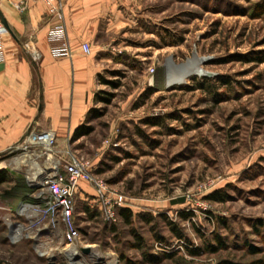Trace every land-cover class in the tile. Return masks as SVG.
Instances as JSON below:
<instances>
[{"label":"rangeland","instance_id":"1","mask_svg":"<svg viewBox=\"0 0 264 264\" xmlns=\"http://www.w3.org/2000/svg\"><path fill=\"white\" fill-rule=\"evenodd\" d=\"M143 6L147 22L110 52L102 75L119 86H99L112 96L94 103L98 116L82 124L90 132L56 139L51 151L22 138L0 153V264H123L120 254L132 264H264V0ZM169 77L179 82L168 87ZM70 154L124 196L131 224L118 208L104 221L85 182L87 194L73 199L75 244L60 222L46 225L45 174L62 171ZM214 192L224 201L207 198Z\"/></svg>","mask_w":264,"mask_h":264},{"label":"crops","instance_id":"2","mask_svg":"<svg viewBox=\"0 0 264 264\" xmlns=\"http://www.w3.org/2000/svg\"><path fill=\"white\" fill-rule=\"evenodd\" d=\"M58 1L60 16L42 2L0 0V153L35 129L68 142L94 107L98 75L108 70L110 52L121 47L119 39L127 31L147 22L144 0ZM59 23L68 57H54L47 44L50 29ZM28 41L40 54L36 61L24 46ZM85 184H79L80 195L87 194Z\"/></svg>","mask_w":264,"mask_h":264},{"label":"built area","instance_id":"3","mask_svg":"<svg viewBox=\"0 0 264 264\" xmlns=\"http://www.w3.org/2000/svg\"><path fill=\"white\" fill-rule=\"evenodd\" d=\"M32 2H42L47 5L50 13L60 16L58 0H24ZM0 23V33L3 31ZM47 44L51 54L56 58L70 56L69 44L65 32L64 25L59 23L52 27L48 33ZM27 50H30L31 57L34 61L38 60L40 54L32 48L31 42L24 44ZM82 49L85 53L90 52L88 44L84 43ZM1 44H0V60H1ZM56 137L49 130H32L24 137L23 141L27 144L41 146L46 151H51ZM81 182H86L95 190V198L97 199L99 210L103 211L106 222L114 221L115 209L122 207L124 196L112 193L107 185L100 179L95 178L93 173V165L91 161L85 160L76 154H70L64 161L62 171L54 168L47 172L43 181L44 194L40 209L43 217L47 218V226H55L59 222L63 225L65 232L64 238L66 245L72 246L79 237V231L74 226L71 219L73 208V199ZM21 232L12 233L11 238L17 240L21 237Z\"/></svg>","mask_w":264,"mask_h":264},{"label":"trees","instance_id":"4","mask_svg":"<svg viewBox=\"0 0 264 264\" xmlns=\"http://www.w3.org/2000/svg\"><path fill=\"white\" fill-rule=\"evenodd\" d=\"M109 74H111V73H109ZM98 82H99V84H102V85H108V86H110V87H112V88H116V87H118L119 86V83H118V81H110V80H107V79H105V77L103 76V75H98ZM111 94H109V93H105V92H102V91H97L96 93H95V100H96V102H104V103H108L109 101H110V99H111ZM93 113L92 115L93 116H98V114H97V112L96 111H94V109H91L90 111H89V113ZM89 116V115H88ZM88 119V117L86 118V120ZM85 120V121H86ZM147 122H152V121H147ZM90 131H89V128L88 127H84V125H81L80 127H78L75 131H74V133H73V135H72V139L73 138H77L78 136H80V135H83V134H88ZM3 176V173H1L0 172V178ZM207 198H209L210 200H212V201H217V202H222V201H224V198H222L221 196H220V194H218L217 192H214V193H212V194H210V195H208V197ZM117 215H118V217L122 220V222L123 223H125L126 225H129V224H131V220L133 219V216H134V214H133V212L130 210V209H128V208H125V207H120V208H118L117 209ZM142 219H152L153 217L152 216H150V215H139ZM178 216L180 217V218H182V219H188L190 216H191V213L190 212H185V211H179L178 212ZM167 224L169 225V228H170V230L173 232V233H175V234H177V236L179 237V238H181L182 237V235H181V233H180V231L177 229V227L171 222V221H167ZM131 233H132V236L134 235V237H135V239L136 240H139V238H138V236L135 234V232L131 229ZM215 240H216V242L218 243V244H220L221 245V239L219 238V237H216L215 238ZM139 242V241H138ZM139 243H137V245H134L135 247L136 246H140V245H138ZM206 249L207 250H209V251H211V252H214L215 250H216V248L215 247H213V246H208V247H206ZM252 251H254L252 248H250ZM190 252L192 253V254H198L199 253V250L198 249H196V250H190ZM120 260L123 262V264H132V262L126 257V256H124L123 254H120Z\"/></svg>","mask_w":264,"mask_h":264},{"label":"bare ground","instance_id":"5","mask_svg":"<svg viewBox=\"0 0 264 264\" xmlns=\"http://www.w3.org/2000/svg\"><path fill=\"white\" fill-rule=\"evenodd\" d=\"M178 82H179L178 78H176V77H169V78L166 79V84L165 85L169 87V86H172L174 84H177ZM70 260H71V263L70 264H74L72 262V259H70Z\"/></svg>","mask_w":264,"mask_h":264},{"label":"water","instance_id":"6","mask_svg":"<svg viewBox=\"0 0 264 264\" xmlns=\"http://www.w3.org/2000/svg\"><path fill=\"white\" fill-rule=\"evenodd\" d=\"M1 21H2L3 25L7 26L6 22L4 21V19H1ZM84 252H88V250H84Z\"/></svg>","mask_w":264,"mask_h":264}]
</instances>
